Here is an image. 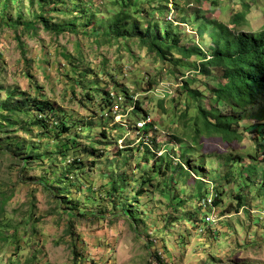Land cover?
Here are the masks:
<instances>
[{"label": "rangeland", "instance_id": "rangeland-1", "mask_svg": "<svg viewBox=\"0 0 264 264\" xmlns=\"http://www.w3.org/2000/svg\"><path fill=\"white\" fill-rule=\"evenodd\" d=\"M122 10L142 28L128 39L108 32ZM239 13L238 29H264V0H0V115L32 101L12 125L0 118V264H264V140L245 130L261 119L249 109L231 139L206 132L200 109L213 122L214 109L231 111L214 92L220 79L194 73L196 56L161 59L140 39L158 21L211 52V23L234 28ZM34 101L54 109L42 125ZM16 150L31 156L26 167ZM163 154L173 172L158 161L155 174ZM250 165L255 183L212 174ZM198 179L202 204L221 199L213 211Z\"/></svg>", "mask_w": 264, "mask_h": 264}, {"label": "trees", "instance_id": "trees-1", "mask_svg": "<svg viewBox=\"0 0 264 264\" xmlns=\"http://www.w3.org/2000/svg\"><path fill=\"white\" fill-rule=\"evenodd\" d=\"M120 1L125 7L131 8L136 6L139 0ZM244 6L246 7L245 10H249L248 5L245 4ZM162 7L164 6H159L158 8ZM166 7L168 6H165V8ZM130 19L131 16L129 15V11L122 10L121 12H118L108 24L109 35L119 39H128L130 36L134 35L135 31H141L142 28L140 29L137 23L130 24ZM242 21H244L243 13L234 16L232 21L236 26L234 28L213 21L210 26V37L211 42L214 44V48L211 52H207L197 45H194L193 47L182 45L181 31L178 28H173L171 24H164V27H162L158 21L151 22L145 29H143V33L140 34L141 42L148 47L150 52L155 53L159 58L166 59L167 56L173 53V51H177L185 59H190L192 56H196L199 60V64L195 66L193 65L194 73L201 74L204 77L220 79V83H218L214 92L217 94L218 103H221L223 106H228L231 110L230 113L223 114L219 110L214 109L211 116L215 118V122L209 118L210 116L206 110L200 109V114L203 117L206 132H214L221 135L223 139L226 137L231 139L237 136V130L234 129L233 126L246 118L249 109H251V115L253 117L261 119V121L264 119V107H259L264 103V29L258 33L240 30L237 26H239ZM44 22L47 24L46 21ZM208 25L209 23L205 21L202 26L205 29ZM222 81H225V83ZM107 97L109 98L108 93ZM30 102L32 103L30 100L16 102L12 106H9V103H7V105L2 108V110H5L4 112H6V114L0 115L1 120L12 125L13 120H17V113L29 115V110H27L26 107ZM106 102L108 103L107 100ZM33 103L37 107V110L45 116L37 118L34 125H42L48 116L53 117L54 109L49 102L34 101ZM133 107V110H140L137 104ZM135 114L138 115L137 112ZM261 121L253 125H247L245 130L255 132L260 139L264 140V125ZM63 126L65 128H63V130L67 132L69 128L64 123ZM2 130L3 127L1 126L0 132H2ZM196 132L197 137L199 138L202 135L201 131L197 129ZM195 143H197V140ZM16 151L15 156L23 157V163L26 167L31 160V156H27L28 154L23 150ZM189 151L190 150L188 149L182 151L185 154L183 157L184 159L187 158L186 154H189ZM163 155L158 157L156 161L154 160L155 162L153 163L152 168L154 169L155 174H160L162 172V165H157L158 161H163L166 164L167 172H173L171 164L166 162L168 155ZM154 157H156V155H154ZM182 168L183 167H181V170L183 171ZM216 172L212 171L214 178H224L227 181L233 177V174L240 178L243 176L244 172H246L245 174L248 180L245 181V183L247 182V184L248 182L255 183L256 178L259 176V168L256 165H250L249 167L235 166L232 170L226 171L224 175L220 172ZM173 175L174 173L170 175L168 181L164 182L165 188L163 194L167 196V198L172 196L170 180ZM197 181L196 197L201 203L204 200L203 194L204 190H207V185L204 184V180L202 179H198ZM261 181L262 182L258 187L264 192V171L261 175ZM235 182L238 183V180ZM121 189L123 190L124 187H121ZM113 190L117 192L119 189L114 187ZM216 197V199H213L211 206H208V203H201L202 207H208L210 209L215 208L217 204L221 203L218 193L216 194ZM239 200L243 201V198L239 197ZM205 201H207V199ZM126 212L130 211L126 210ZM125 215L127 217H132L133 214L125 213ZM206 215H208V213Z\"/></svg>", "mask_w": 264, "mask_h": 264}, {"label": "built area", "instance_id": "built-area-1", "mask_svg": "<svg viewBox=\"0 0 264 264\" xmlns=\"http://www.w3.org/2000/svg\"><path fill=\"white\" fill-rule=\"evenodd\" d=\"M138 126L139 128H143L145 126V122L141 121L138 123ZM212 205V202L211 200L208 201V206H211ZM215 208H212V211L214 210ZM215 219H216V215H215V212H213L211 215H207V218H206V221L209 222V223H214L215 222Z\"/></svg>", "mask_w": 264, "mask_h": 264}]
</instances>
